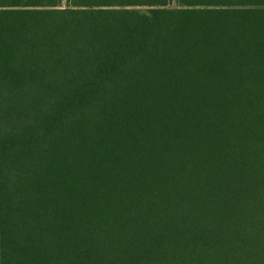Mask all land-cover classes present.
<instances>
[{"label":"trees","instance_id":"1","mask_svg":"<svg viewBox=\"0 0 264 264\" xmlns=\"http://www.w3.org/2000/svg\"><path fill=\"white\" fill-rule=\"evenodd\" d=\"M0 264H264V0H0Z\"/></svg>","mask_w":264,"mask_h":264}]
</instances>
